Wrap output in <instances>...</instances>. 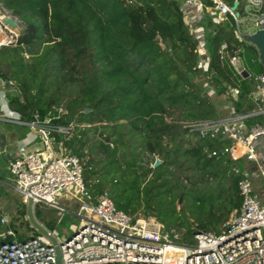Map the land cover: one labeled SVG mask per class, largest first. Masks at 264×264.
<instances>
[{
  "label": "trees",
  "instance_id": "obj_1",
  "mask_svg": "<svg viewBox=\"0 0 264 264\" xmlns=\"http://www.w3.org/2000/svg\"><path fill=\"white\" fill-rule=\"evenodd\" d=\"M221 1L229 7L234 2ZM0 5L19 28L16 41L0 48V76L20 92L8 98V108L28 120L33 112L42 119L51 106L63 107L58 122L74 124L65 145L80 158L82 178L92 196L105 190L109 177V194L118 210L131 215L141 210L162 222L156 214L158 196L163 193L168 201L174 192L191 196L193 187H199V177L204 183L218 180L217 188L225 191L209 192L224 215L213 214L198 225L199 231L216 229L232 211L237 212L240 197L235 179L225 174L221 160L207 158L203 151L221 143L208 138H192L191 143L181 127L221 116L217 97L216 102L232 100L227 90L238 77L220 64L217 50L225 42L229 52L240 46L244 53L246 45L237 42L226 24H203L208 57L204 71L180 0H0ZM255 71L263 73L257 61ZM253 86L252 78L240 81L235 113L256 108L247 97ZM243 122L251 126L262 123V118ZM146 142L160 156L156 168L143 162ZM91 152L103 156L106 163L101 171L88 158ZM121 159L125 167L119 169ZM224 180L228 186L221 183ZM118 184L122 185L113 194L112 187ZM191 198L199 205L207 200L202 195ZM7 228L0 223V234ZM10 240L0 237V245Z\"/></svg>",
  "mask_w": 264,
  "mask_h": 264
},
{
  "label": "built area",
  "instance_id": "obj_2",
  "mask_svg": "<svg viewBox=\"0 0 264 264\" xmlns=\"http://www.w3.org/2000/svg\"><path fill=\"white\" fill-rule=\"evenodd\" d=\"M208 1L209 5L202 0H180L183 9L192 8L189 15L185 14V20L196 40L199 67L205 71L208 65L203 36L206 21L226 24L237 42L255 49L259 63L256 47L246 42L244 35L264 31V0H234L238 2L235 10L221 0ZM7 18L15 27L4 22ZM245 20L253 24V31H242L240 24ZM18 29L17 20L0 5V48L16 41ZM217 55L220 64L238 77L227 90L232 100L215 104L225 112L221 116L181 123V127L191 138L215 139L221 143L217 149L203 151L207 158L221 160L225 174L235 179L240 206L219 230H201L189 237L174 228H165L155 217L118 210L106 189L92 196L82 178L80 158L71 154L65 145L73 136L74 124L58 122L64 114L63 107L51 106L42 119L33 112L28 120H22L7 105L8 98L20 96L19 90L11 80L0 76V122L29 129L14 154L6 160L13 190L24 204L30 202L33 207L41 203L58 211L63 209L55 203L57 197L76 198L79 202L76 216L85 221L64 241L47 229V236L37 233L24 240L15 239L12 230L2 232L0 237H12V240L0 245V264H264V189L256 190L251 177L255 171L264 185V167L254 145L257 139L264 138V72L251 74L242 63L248 73L246 79L252 78L254 82L247 97L256 108L237 114L233 102L237 100L243 78L234 64L237 59L242 61L243 49L237 46L229 52L223 42ZM249 117H261L262 123L245 126L243 121ZM38 138L42 151L30 149ZM0 223H7L1 209Z\"/></svg>",
  "mask_w": 264,
  "mask_h": 264
},
{
  "label": "rangeland",
  "instance_id": "obj_3",
  "mask_svg": "<svg viewBox=\"0 0 264 264\" xmlns=\"http://www.w3.org/2000/svg\"><path fill=\"white\" fill-rule=\"evenodd\" d=\"M181 4V2H180ZM185 14L192 11V8H184ZM242 20H244V15H241ZM204 24V23H203ZM241 29L243 32H251L253 31V24L250 21H242L240 24ZM246 49L242 55V63L244 67L251 73H256L255 67H256V59H257V53L255 49H251L249 44H246ZM248 49V50H247ZM252 60H256L255 62H252ZM216 97L213 98L215 100ZM218 100V97L216 98L215 102ZM222 113H225L222 111ZM169 119V118H167ZM29 133V129L26 126L16 125V124H10L5 122H0V135L3 134L6 138V145L7 149L9 151H13L16 149L17 141L26 134ZM93 138L96 140L98 139L97 136H93ZM188 138L190 139L191 143H194V139L191 138L189 135ZM40 139H37V142H39ZM40 145V144H39ZM146 152L142 155L143 162L149 163L148 167L150 168L154 161L160 160V156L155 155L153 151L149 148L148 142L145 143ZM118 152L121 153L123 151V147H118ZM131 148V144L129 146ZM137 148V147H136ZM43 147L42 145L39 146L40 151H42ZM2 148H0V151ZM139 149H136L138 151ZM126 156H128V151H126ZM89 159H92L96 163L97 170L101 171V168L106 163L103 159L102 155L95 154L94 152H91L88 156ZM128 158H131V156H128ZM125 164L121 160H119V166L118 168H124ZM111 168V175H116V171H112ZM11 179V185H13V178L9 176ZM251 177L253 182L254 188H263L264 185L259 178L258 174L253 171L251 173ZM115 178V177H114ZM150 178V175L147 177V179ZM198 180V186L199 187H193L192 189V195H186L183 193H180L179 196H176L175 194L178 192H174L175 194L173 196H169V201L172 202V205L167 200L166 195L162 193V195L158 196V201H155V206L157 205L156 214L157 217L165 228H174L180 232L186 233H192L197 232L201 228L199 226L203 225L205 223V220L208 219L210 216H213V214H217L220 217H223L224 210L219 208V206H216V203L214 200L210 199L209 192L213 191L214 193L220 192L221 194L225 193V191H219L220 189L223 190V188L218 189L219 181L214 179H209L208 182H200V178L197 177ZM181 181L186 183L188 181H185L183 177H181ZM221 183L225 184L224 186H228L225 180ZM188 184V183H186ZM122 184H118L117 186L112 187L113 194L118 191V189L121 187ZM144 183L140 185L142 187ZM106 191L108 194L111 190L110 185V178L108 177L106 187ZM203 196L206 197L207 200L204 201V204L197 203L194 201L191 197L192 196ZM110 196V194H109ZM111 198V197H110ZM179 198H181L180 203ZM55 203L60 206L63 211H58L56 209H52L50 207H47L41 203L36 204L33 206V216L35 217V220L45 229L52 232V234L60 241H64L68 239L75 230L79 229L83 222H85L81 217L76 216L78 212V200L76 198H73L71 196H64V197H57ZM175 208V210L173 209ZM179 208L181 211L178 212ZM0 209L2 210V214L6 216L7 224L6 226L10 229H12L15 232L16 237L19 239H27L31 236H34L36 232L34 229L30 228V225L27 221L24 220V215H22V212L26 209V204L22 203L21 196L11 189H1L0 190ZM234 211H232L225 221H227L228 218L233 214ZM137 215H142L141 210L137 212ZM153 217V216H152ZM224 221V222H225ZM223 222V223H224ZM223 223H220L217 225L216 229L213 230H219ZM199 225V226H198ZM210 227V226H208ZM212 229V228H211Z\"/></svg>",
  "mask_w": 264,
  "mask_h": 264
},
{
  "label": "water",
  "instance_id": "obj_4",
  "mask_svg": "<svg viewBox=\"0 0 264 264\" xmlns=\"http://www.w3.org/2000/svg\"><path fill=\"white\" fill-rule=\"evenodd\" d=\"M238 5L237 1H234L232 6L230 7L231 10H235ZM237 12H235L236 14ZM6 24H9L12 27H15V23L12 22L11 19L7 18L4 20ZM244 39L246 42H249L253 44L257 51H258V58H259V64L263 68L264 72V31L263 30H257L255 32L245 34ZM234 67L237 71L240 72V75L243 79H246L248 77V73L242 68V61L240 59H237ZM88 109H84V112H87ZM160 164V160H155L154 163L150 168H156ZM181 198H179V203H180ZM32 204L28 202L26 204V209H25V215H24V220L27 221L30 225L31 228H33L36 232L39 234L47 236V232L45 228H43L36 220L35 217L33 216V210H32ZM76 230L73 232L75 233ZM69 239V238H68ZM66 239V240H68ZM51 240V239H50ZM263 259H264V252H263Z\"/></svg>",
  "mask_w": 264,
  "mask_h": 264
},
{
  "label": "crops",
  "instance_id": "obj_5",
  "mask_svg": "<svg viewBox=\"0 0 264 264\" xmlns=\"http://www.w3.org/2000/svg\"><path fill=\"white\" fill-rule=\"evenodd\" d=\"M216 104H221L220 102H215ZM217 108H219L220 113H222V108L221 106H218ZM222 115V114H221ZM24 138V136H22L18 141L17 144L20 140H22ZM16 144V146H17ZM40 144V145H39ZM259 160L262 164V166L264 167V138H259L256 140V142L254 143ZM39 146H41L40 142H37V139L35 140V143H33L30 147V149H34V150H38ZM6 145V138L3 134L0 135V148H2V150L0 151V190L1 189H11L12 185H11V179L9 177V174L6 170V160L10 155H13L15 150L13 151H9ZM260 188V187H259ZM259 188H256V190H259ZM13 189V188H12ZM6 217V216H5ZM7 223H5L4 225H6ZM7 230H12L10 228H7ZM13 231V230H12ZM14 232V231H13ZM15 234V232H14ZM16 239V237H14Z\"/></svg>",
  "mask_w": 264,
  "mask_h": 264
}]
</instances>
